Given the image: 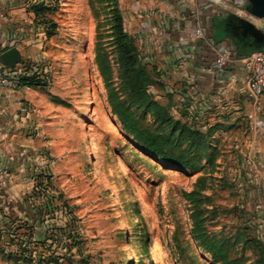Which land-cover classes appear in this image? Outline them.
<instances>
[{
  "label": "rangeland",
  "instance_id": "374dc122",
  "mask_svg": "<svg viewBox=\"0 0 264 264\" xmlns=\"http://www.w3.org/2000/svg\"><path fill=\"white\" fill-rule=\"evenodd\" d=\"M110 1L30 2L31 7L43 5L50 11L35 19V25H40L41 35L44 34L43 41L38 50L25 54L22 61L24 78L34 77L38 85L25 86L41 88L58 104L52 110L56 114L49 111L43 117L52 124L49 138L53 142L52 155L48 154L44 166H50L45 170L52 178L53 192L61 194L60 206L68 211L62 215L58 212L59 217L49 222H36L39 233L33 248L39 253L47 252L50 245L57 249L61 257L51 264H218L197 238L186 197L197 178L206 176L209 181L212 178L211 189L205 192L211 201L206 202L207 212L203 216L208 233L228 240L230 257L237 264H264L259 248L250 238L264 239L258 229L251 228L253 224L246 214L239 211L243 208L237 203L233 183L227 179V154L220 155L209 140L198 172L172 167L143 149L114 113L95 51L97 34L101 33L117 80L119 64L111 36ZM234 1L229 0L232 4ZM244 1L248 7L249 0ZM208 2L222 17L233 14L249 19L245 13L253 15L246 7L240 9L244 12L241 14L215 1ZM255 17L258 23L249 20L264 32L259 27L264 19ZM51 20L56 23V31L47 37L46 32L53 26ZM128 33L135 39L134 34ZM143 63L152 76L148 92L168 107L152 90L166 86L158 77L161 71L157 72L150 61ZM138 113L144 114L145 124L160 128L163 134L171 132L153 113ZM176 120L188 123L183 118ZM183 133L178 129L173 140L187 148L195 141H189ZM55 223L62 228L49 227ZM50 229L61 233L59 238L63 240L57 241V245L48 238L50 233L46 235ZM45 242L47 246L36 244ZM0 247L11 250L2 242ZM28 261H11L0 253V264H49L40 255Z\"/></svg>",
  "mask_w": 264,
  "mask_h": 264
},
{
  "label": "crops",
  "instance_id": "0c3cea01",
  "mask_svg": "<svg viewBox=\"0 0 264 264\" xmlns=\"http://www.w3.org/2000/svg\"><path fill=\"white\" fill-rule=\"evenodd\" d=\"M215 1L234 9L228 0ZM30 2L0 0V54L12 47L22 56L39 49L44 34L35 25ZM234 2L247 8L244 0ZM119 4L125 29L134 34L142 60L161 71L158 77L166 86L152 88L155 97L168 105L174 118L207 133L220 155L227 154V176L237 203L264 239V132L259 135L248 125L252 96L243 63L237 59L226 69L216 70L214 54L191 34L202 26L216 43L227 41L240 57L237 42L220 30L226 15L222 17L206 0H119ZM50 97L41 88L0 87V229L32 216L33 203L27 195L35 185L33 175L49 170L44 163L52 155V124L43 119L58 105ZM29 101L35 111L26 116L21 108ZM260 120L264 122V112ZM248 158L253 162L249 164ZM260 197L263 208L258 210Z\"/></svg>",
  "mask_w": 264,
  "mask_h": 264
},
{
  "label": "trees",
  "instance_id": "16d2710c",
  "mask_svg": "<svg viewBox=\"0 0 264 264\" xmlns=\"http://www.w3.org/2000/svg\"><path fill=\"white\" fill-rule=\"evenodd\" d=\"M109 5L112 16L111 36L113 37V45L117 52V62L119 64L117 80H115L110 53L101 33L97 34L95 51L96 63L103 77L108 100L114 113L123 128L133 136L143 149L165 160L172 167H186L198 172L202 168L203 151L209 145V135L189 123H182L173 118L168 107L158 103L148 92L150 77L152 78V76L139 55L135 39L125 29L119 0H111ZM32 10L36 17L45 16L50 11L46 6L38 4L33 6ZM51 24L53 26L51 30L46 32L47 37H52L56 31V23L51 20ZM237 46L239 53L243 55L261 49L259 47L243 49L239 44ZM2 51H5V49H2ZM22 83L23 85H38L34 77L24 78ZM140 110L153 113L158 121L170 127L169 130L171 132L163 134L160 132V128L155 129L151 125L145 124L143 122L144 114L138 113ZM178 129L184 131L183 137L185 134L186 139L189 141L193 139L195 142H190L192 144H189L187 148H182L181 144H176L173 140V134ZM33 178L35 179L33 191L27 195V198L33 203L34 213H32L30 218L31 221L17 222L15 219L10 227L5 228V230L0 229V243H4L6 248L11 249L5 250L0 247V253L11 261L19 262L28 259V263L32 262L34 257L40 255L43 262L46 259L51 264L58 262L61 257L60 253L57 249H53L51 245L47 252L39 253L37 248H33L34 239H37L36 236L39 233L36 222H49L59 217L58 212L62 215L64 213L67 214L68 211L64 206H60V201L61 203L63 202L61 194L53 192L50 173L42 169L34 174ZM210 179L211 181L206 176H199L193 190L186 193V197L190 202L195 232L202 246L211 254L215 262L218 264H237V260L230 257L228 240L210 235L204 226L203 216L207 212L208 205L206 202L211 201V196L205 194L207 190L211 189L212 178ZM227 179L229 178L227 177ZM244 210L245 208L243 210L239 209L241 213ZM58 226L56 223L53 225L49 224V227L52 228H62ZM64 232L66 231H63L62 237H64ZM48 233H50L48 238L52 239V244L55 243L57 245L63 240L59 238L61 233H55L54 229H50L46 235ZM261 240L254 237L250 238V241L254 242L259 248L261 261H264V241ZM36 244L47 246V242Z\"/></svg>",
  "mask_w": 264,
  "mask_h": 264
},
{
  "label": "built area",
  "instance_id": "2783aa9c",
  "mask_svg": "<svg viewBox=\"0 0 264 264\" xmlns=\"http://www.w3.org/2000/svg\"><path fill=\"white\" fill-rule=\"evenodd\" d=\"M232 5L242 10L241 7L235 4ZM229 9L238 13L232 8ZM191 34L194 39L202 40L207 50L214 54L216 70L220 71L226 69L237 59L243 63L246 80L252 96V109L247 113L248 125L253 132L261 135L264 132V122L260 120L261 113L264 112V48L254 50L238 57L232 52L230 44H228L227 41L216 43L212 37L206 33L202 26H197ZM24 75L25 69L22 62L15 68L0 66V87L10 90H19L24 86L22 83L25 77ZM21 110L26 116H30L35 111L30 102H25ZM34 131L36 132V128H34ZM247 162L250 164L253 161L251 158H248ZM262 208L263 200L260 197V199L257 200L256 209L261 210Z\"/></svg>",
  "mask_w": 264,
  "mask_h": 264
},
{
  "label": "water",
  "instance_id": "95a60500",
  "mask_svg": "<svg viewBox=\"0 0 264 264\" xmlns=\"http://www.w3.org/2000/svg\"><path fill=\"white\" fill-rule=\"evenodd\" d=\"M248 10L255 16L264 19V0H249ZM240 21V28L249 33L253 38L262 43L264 47V32L255 26L251 21L237 16ZM23 59L21 51L12 47L0 54V64L6 68H15Z\"/></svg>",
  "mask_w": 264,
  "mask_h": 264
},
{
  "label": "flooded vegetation",
  "instance_id": "af4514ba",
  "mask_svg": "<svg viewBox=\"0 0 264 264\" xmlns=\"http://www.w3.org/2000/svg\"><path fill=\"white\" fill-rule=\"evenodd\" d=\"M220 30L230 35L243 49L251 47L262 48L263 46L261 42L253 38L249 33H245L244 30L240 28V21L236 15H226L220 23Z\"/></svg>",
  "mask_w": 264,
  "mask_h": 264
},
{
  "label": "bare ground",
  "instance_id": "6f19581e",
  "mask_svg": "<svg viewBox=\"0 0 264 264\" xmlns=\"http://www.w3.org/2000/svg\"><path fill=\"white\" fill-rule=\"evenodd\" d=\"M234 8V10H236L237 12H239V13H241V14H243L244 12H242L240 9H238V8H235V7H233ZM246 15L248 16V17H250L251 19H253L256 23H258L259 22V20H258V18H256L255 16H253V15H250V14H248V13H246ZM259 27H261V28H263L264 29V24H262L261 26H259Z\"/></svg>",
  "mask_w": 264,
  "mask_h": 264
}]
</instances>
